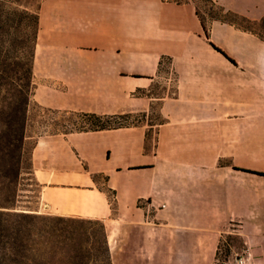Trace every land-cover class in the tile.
<instances>
[{
  "label": "crops",
  "instance_id": "crops-1",
  "mask_svg": "<svg viewBox=\"0 0 264 264\" xmlns=\"http://www.w3.org/2000/svg\"><path fill=\"white\" fill-rule=\"evenodd\" d=\"M129 1L49 0L35 57L36 64L38 55L61 50L67 61L65 101L37 99L48 108L148 114L161 103L165 121L158 125L39 136L32 149L42 203L34 212L103 222L114 259L163 247L169 231L219 239L237 220L264 217L258 208L249 217L244 206L253 197L264 201V176L247 172L264 173V41L211 23V42L234 65L206 40L191 1L157 0L147 15ZM215 1L253 21L264 18L257 4ZM93 52L100 60L90 63ZM163 56L178 77L175 95L137 96L156 82ZM94 174L108 177L113 202ZM186 205L192 208L184 215Z\"/></svg>",
  "mask_w": 264,
  "mask_h": 264
},
{
  "label": "trees",
  "instance_id": "trees-1",
  "mask_svg": "<svg viewBox=\"0 0 264 264\" xmlns=\"http://www.w3.org/2000/svg\"><path fill=\"white\" fill-rule=\"evenodd\" d=\"M10 2L12 0H0ZM209 4L211 23L222 22L264 41V18L253 21L226 10L215 0ZM206 40L232 64L222 49L211 42L210 25L196 9ZM40 9L37 11L0 7V264H113L106 226L101 221L54 217L18 207L25 141L30 124L34 87V64ZM165 59L163 56L159 67ZM141 78L140 76H136ZM39 124L52 136L114 131L142 126L132 122L133 113L96 114L43 107L36 103ZM144 119L146 115H143ZM45 118V119H44ZM264 176V173L247 171ZM101 175V174H100ZM99 174L93 175L96 181ZM108 181V177L104 176ZM111 201V189L101 190ZM114 205V204H113ZM247 251L243 237L224 233L219 238L214 264H229L235 255ZM239 260V257L237 258Z\"/></svg>",
  "mask_w": 264,
  "mask_h": 264
},
{
  "label": "rangeland",
  "instance_id": "rangeland-1",
  "mask_svg": "<svg viewBox=\"0 0 264 264\" xmlns=\"http://www.w3.org/2000/svg\"><path fill=\"white\" fill-rule=\"evenodd\" d=\"M179 2H186L188 0H173ZM193 3L196 9H199L202 15L205 17V22L210 25L211 19L209 16V4L205 0H189ZM243 1V2H242ZM244 4H257L264 11V0H242ZM49 2V0H12L10 2L1 1L0 7L2 9H16V10H30L37 11L43 4ZM217 2V1H216ZM61 4H65L66 0H60ZM131 6L133 11H139L144 15L149 13V6H153L156 11L157 0H130L127 4ZM221 5V4H220ZM148 11V12H147ZM180 15V14H175ZM64 30L65 23L62 22ZM51 25L47 24L46 29L50 30ZM55 29V28H54ZM40 38V42H43ZM38 42V41H37ZM120 41H118L119 43ZM121 44V43H120ZM51 51V50H50ZM93 51V50H91ZM52 55H38L34 69V87L32 94V105L30 109V124L28 126L27 138L25 141V154L23 163V174L19 185L18 193V207L28 211H39L42 207L40 200L41 187L36 182L32 175V161L31 154L35 141L39 136H49L50 129L44 125L40 126L39 120L42 114L37 108H35L38 98L53 99L56 101H65L64 96V84L62 79L65 78L66 59L65 54L61 50ZM90 63H95L100 58L93 54L87 58ZM183 65L195 66L190 62L184 61ZM174 67L173 61L165 59L163 65L160 68V75L157 77L156 82L148 90H143L135 93L140 97H164L174 96L177 90L178 77L172 68ZM136 77V76H134ZM43 107L42 104H39ZM65 111L66 109H59ZM74 111V110H72ZM134 117L132 122H142V125H158L165 121L161 114V103L154 102L153 106L149 110L146 118L144 119V113H133ZM45 119V118H44ZM155 129L150 130V140L155 135ZM100 175V174H99ZM97 187L100 190H107V181L103 175H100L96 179ZM111 198L114 200L115 195L110 193ZM255 197L251 198V202L245 206V212L251 217V209H261L264 216V201H261ZM260 202V203H259ZM185 207L184 215H187V211L191 209L189 205ZM48 215V214H43ZM51 216V215H48ZM56 217V216H54ZM187 217V216H186ZM236 232L240 234L247 244V251L241 252L240 255L235 254L229 261V264H264V217L262 219L248 218L246 220H237L232 223L226 233ZM219 239L213 236H200L195 234H189L188 232L175 235L173 231H169L168 242H164V246L157 247L156 243L150 245L146 251L137 254L136 252L127 251L122 252L115 259L112 255L113 264H214L215 255L218 247ZM114 253L116 248L114 247ZM239 257V260L237 258Z\"/></svg>",
  "mask_w": 264,
  "mask_h": 264
}]
</instances>
